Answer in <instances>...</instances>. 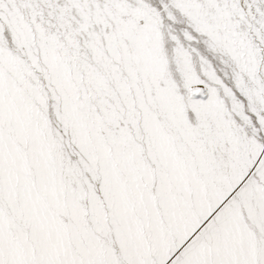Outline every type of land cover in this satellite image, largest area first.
Instances as JSON below:
<instances>
[{
	"label": "snow or ice",
	"instance_id": "6c2138e0",
	"mask_svg": "<svg viewBox=\"0 0 264 264\" xmlns=\"http://www.w3.org/2000/svg\"><path fill=\"white\" fill-rule=\"evenodd\" d=\"M0 264H264V0H0Z\"/></svg>",
	"mask_w": 264,
	"mask_h": 264
}]
</instances>
